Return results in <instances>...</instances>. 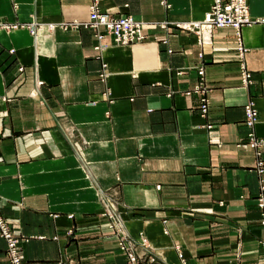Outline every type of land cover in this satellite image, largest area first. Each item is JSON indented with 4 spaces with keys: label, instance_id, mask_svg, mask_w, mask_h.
I'll list each match as a JSON object with an SVG mask.
<instances>
[{
    "label": "crops",
    "instance_id": "1",
    "mask_svg": "<svg viewBox=\"0 0 264 264\" xmlns=\"http://www.w3.org/2000/svg\"><path fill=\"white\" fill-rule=\"evenodd\" d=\"M90 1L0 0V213L25 264H126L101 194L152 264H264V168L246 143L249 130L264 135V0L202 44L178 24L210 0H96L145 34H104L102 48L85 24ZM4 250L0 236L9 264Z\"/></svg>",
    "mask_w": 264,
    "mask_h": 264
},
{
    "label": "built area",
    "instance_id": "2",
    "mask_svg": "<svg viewBox=\"0 0 264 264\" xmlns=\"http://www.w3.org/2000/svg\"><path fill=\"white\" fill-rule=\"evenodd\" d=\"M251 21L247 10V0H210L209 7L201 19L187 20L178 25L195 34L198 44L209 41L210 31L215 26L230 25L238 29L241 25ZM85 24L93 30L96 39L95 48H102L106 45L101 38L108 34L111 41L115 44H128L142 41L145 34L142 31V21L135 19L127 13L111 14L99 10L96 0H91L89 4L88 17ZM30 31L33 25L29 24ZM244 47L238 42L237 51L242 56ZM240 79L243 83L249 81L250 73L245 68L243 62L239 64ZM197 81L191 88L192 91L200 94L199 111L203 113L206 110V101L203 96V71L201 66L196 68ZM244 122L251 126L257 119L256 111L251 102L243 105ZM246 143L250 146L256 155V168L260 172L264 168V160L261 157V151L264 149V135H256L253 130L246 133ZM100 214L108 218V225L114 230L117 236V245L126 256V264H152L154 258L151 255L145 257L139 256L134 251L135 240L143 243V238H132L124 228L123 219L119 214L117 202L105 194L99 196ZM258 205H262V198L258 200ZM264 223V214L261 217ZM0 236L5 241V254L9 264H25L21 251V238L13 233L12 228L5 216L0 213ZM264 245V242H262ZM182 260L181 254H178Z\"/></svg>",
    "mask_w": 264,
    "mask_h": 264
},
{
    "label": "bare ground",
    "instance_id": "3",
    "mask_svg": "<svg viewBox=\"0 0 264 264\" xmlns=\"http://www.w3.org/2000/svg\"><path fill=\"white\" fill-rule=\"evenodd\" d=\"M192 20V19H191Z\"/></svg>",
    "mask_w": 264,
    "mask_h": 264
}]
</instances>
